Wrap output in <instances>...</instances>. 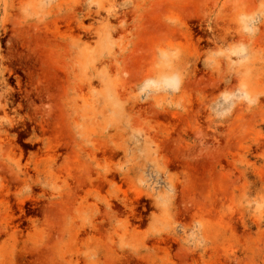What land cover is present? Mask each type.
I'll return each instance as SVG.
<instances>
[{
	"label": "rangeland",
	"instance_id": "rangeland-1",
	"mask_svg": "<svg viewBox=\"0 0 264 264\" xmlns=\"http://www.w3.org/2000/svg\"><path fill=\"white\" fill-rule=\"evenodd\" d=\"M0 264H264V0H0Z\"/></svg>",
	"mask_w": 264,
	"mask_h": 264
}]
</instances>
